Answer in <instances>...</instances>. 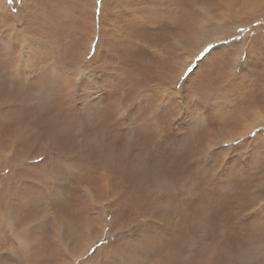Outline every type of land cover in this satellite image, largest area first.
<instances>
[{"label":"rangeland","instance_id":"374dc122","mask_svg":"<svg viewBox=\"0 0 264 264\" xmlns=\"http://www.w3.org/2000/svg\"><path fill=\"white\" fill-rule=\"evenodd\" d=\"M0 213V264H264V0H0Z\"/></svg>","mask_w":264,"mask_h":264},{"label":"bare ground","instance_id":"6f19581e","mask_svg":"<svg viewBox=\"0 0 264 264\" xmlns=\"http://www.w3.org/2000/svg\"><path fill=\"white\" fill-rule=\"evenodd\" d=\"M243 1H245V0H243ZM185 5H186L187 7L191 6L189 1H188V2H186V4H185ZM33 13L35 14L36 18L38 19V15H36V13H37V12H36V13H35V12H33ZM244 101H245V99H244V100H242V101H241V103L243 104V102H244ZM8 197H9V196H8ZM5 204H7V203H5ZM0 214H2V213H0ZM4 219L8 220V218H6V217H3V218H2V221H4Z\"/></svg>","mask_w":264,"mask_h":264},{"label":"snow or ice","instance_id":"6c2138e0","mask_svg":"<svg viewBox=\"0 0 264 264\" xmlns=\"http://www.w3.org/2000/svg\"><path fill=\"white\" fill-rule=\"evenodd\" d=\"M12 2V0H9V3H11ZM240 31H245V29H240Z\"/></svg>","mask_w":264,"mask_h":264}]
</instances>
